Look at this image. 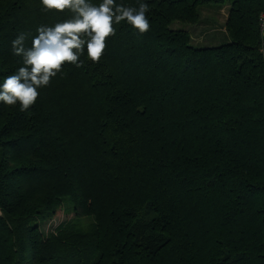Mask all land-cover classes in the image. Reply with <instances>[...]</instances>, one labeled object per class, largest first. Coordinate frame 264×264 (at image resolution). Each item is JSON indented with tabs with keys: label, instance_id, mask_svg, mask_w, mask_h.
Returning <instances> with one entry per match:
<instances>
[{
	"label": "trees",
	"instance_id": "obj_1",
	"mask_svg": "<svg viewBox=\"0 0 264 264\" xmlns=\"http://www.w3.org/2000/svg\"><path fill=\"white\" fill-rule=\"evenodd\" d=\"M142 2L147 33L114 25L28 111L0 102V264H264V0ZM223 8L216 47L171 28ZM72 15L0 0V84L17 35Z\"/></svg>",
	"mask_w": 264,
	"mask_h": 264
},
{
	"label": "clouds",
	"instance_id": "obj_2",
	"mask_svg": "<svg viewBox=\"0 0 264 264\" xmlns=\"http://www.w3.org/2000/svg\"><path fill=\"white\" fill-rule=\"evenodd\" d=\"M41 4L45 11L62 13L67 9L73 15L51 27L38 26L31 47L25 46L27 35L23 32L12 40V53L22 58L23 66L4 77L0 102L19 104L21 111H28L36 103L38 89L47 87L65 64L82 67L80 56L85 47L88 59L99 63L108 38L116 35L114 25L127 22L141 35L150 30L146 15L149 7L142 0H138V6L116 4V0H102L99 5L89 0H41Z\"/></svg>",
	"mask_w": 264,
	"mask_h": 264
},
{
	"label": "rangeland",
	"instance_id": "obj_3",
	"mask_svg": "<svg viewBox=\"0 0 264 264\" xmlns=\"http://www.w3.org/2000/svg\"><path fill=\"white\" fill-rule=\"evenodd\" d=\"M204 10V8H203ZM227 8L220 11L205 10L202 11L200 22L193 29V26L184 25L180 23H173L172 29H182L190 33L192 37V45L199 48L216 47L226 41L223 31V25L227 15ZM72 218V214L57 211L56 215L44 222L41 226L43 233L50 232L61 223H65Z\"/></svg>",
	"mask_w": 264,
	"mask_h": 264
},
{
	"label": "built area",
	"instance_id": "obj_4",
	"mask_svg": "<svg viewBox=\"0 0 264 264\" xmlns=\"http://www.w3.org/2000/svg\"><path fill=\"white\" fill-rule=\"evenodd\" d=\"M260 23H261V28L264 29V15L261 16Z\"/></svg>",
	"mask_w": 264,
	"mask_h": 264
}]
</instances>
